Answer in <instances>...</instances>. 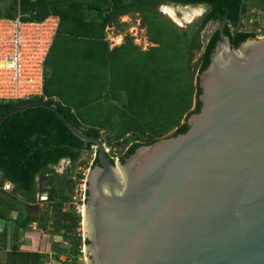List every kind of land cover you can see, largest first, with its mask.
Masks as SVG:
<instances>
[{"label":"water","instance_id":"95a60500","mask_svg":"<svg viewBox=\"0 0 264 264\" xmlns=\"http://www.w3.org/2000/svg\"><path fill=\"white\" fill-rule=\"evenodd\" d=\"M225 22L196 77L198 108L184 116L183 131L138 144L122 161L111 163L100 138L55 104L0 114L46 107L95 146L82 196L85 264H264V37L232 47Z\"/></svg>","mask_w":264,"mask_h":264},{"label":"trees","instance_id":"16d2710c","mask_svg":"<svg viewBox=\"0 0 264 264\" xmlns=\"http://www.w3.org/2000/svg\"><path fill=\"white\" fill-rule=\"evenodd\" d=\"M240 2L0 0V17L13 18L19 14L22 20L34 21L48 14L58 17L43 61L42 96L0 101V114L25 103L55 104L63 117L86 135L103 142L99 130L106 131L105 144L120 145L123 137H133L134 141L120 151L119 161H122L138 144L156 139L172 128L183 131L184 116L198 108L196 77L208 63L222 19H226L222 32L232 47L253 37L239 27L232 29L240 19ZM161 4H201L205 10L195 21L178 28L159 14L156 7ZM242 12L243 5L240 15ZM130 13L139 16L151 45L141 49L124 34L120 44L108 47L105 26L122 28L126 23L118 18ZM207 22H215L216 26L203 41L201 31ZM197 51V61L190 67L192 53ZM139 137L144 140L135 141ZM90 145V142L83 145L46 107H28L0 121V184L3 181L11 184L7 192L0 189V194L8 198H0V218L8 217L9 208L15 211L18 229H25L34 221L42 231L66 234L72 256L68 264H81L76 256L83 240L77 231L79 216L73 209L64 207L68 189L60 193L56 190L57 183L63 186L67 178L58 176L54 167L65 159L72 169L81 151ZM92 162H96V156ZM37 174L46 175L51 185L47 204L38 211L30 203ZM12 201L17 203V208ZM43 258V254L20 252L14 247L6 253V264H43Z\"/></svg>","mask_w":264,"mask_h":264},{"label":"built area","instance_id":"2783aa9c","mask_svg":"<svg viewBox=\"0 0 264 264\" xmlns=\"http://www.w3.org/2000/svg\"><path fill=\"white\" fill-rule=\"evenodd\" d=\"M57 21L58 17L54 14H48L38 21L22 20L19 14L13 18L0 17V101L42 96L43 61ZM136 25L139 26L138 20L135 26L127 27L129 35H137ZM238 27L239 30L251 33L253 38L264 37V0H244ZM107 30L113 35V25L105 26V31ZM124 34L126 33H114L113 36L123 37ZM109 40L113 39L109 37ZM136 40L140 42V39ZM88 149H91L88 165L68 175L73 184L66 203L79 216L80 228L84 179L96 153L94 145L91 144ZM103 149L112 160L114 156L118 158L120 155L111 145L103 143ZM66 164L65 160V166ZM0 189L7 192L11 189V184L3 181ZM45 198L41 195L38 200L43 201ZM79 251L85 256L83 245Z\"/></svg>","mask_w":264,"mask_h":264},{"label":"rangeland","instance_id":"374dc122","mask_svg":"<svg viewBox=\"0 0 264 264\" xmlns=\"http://www.w3.org/2000/svg\"><path fill=\"white\" fill-rule=\"evenodd\" d=\"M167 6L173 9L175 17L172 18L167 12L164 11L163 7H167ZM156 9H157V11L159 12V14L161 16L167 18L169 21H171L178 28H184L185 26L189 25L191 22L195 21L197 18L200 17L202 12L205 10V6L201 5V4H195V5L161 4V5H158L156 7ZM194 10H197V12L193 13ZM137 20L139 21V26H140L139 27L138 25H136V28H137L136 29V31H137L136 34L137 35H135V36L129 35L127 33V31H128L127 27L129 25L135 26ZM177 20H179V21H177ZM118 21L126 23V25H124L122 28H117L116 26L113 25V32L114 33H122V34L126 33V35L130 36L132 43L137 45V46H139V47H141V48H144V47H146L147 45L150 44V42L146 41L145 29L143 28L142 25H140L139 16L137 15V13H130V15L124 14L121 17L118 18ZM215 26H216L215 22H207L205 24V26L203 27V29L201 31V39L203 41L206 39V37L208 36L210 31ZM114 33H113V35H114ZM131 33H133V32H131ZM105 35L110 37V38H112L114 40V41L113 40H109L110 42H115V39H117V37L113 36L112 33H110L109 30L106 31ZM118 37H120V36H118ZM134 38L140 39V42H138V40H136V39L134 40ZM142 38L145 39V42H143ZM198 54H199L198 51L192 53L193 56L191 57V60H190V67L191 66L194 67V63H196V61H197ZM99 131L101 133V137L104 139L103 143H106L104 136L107 134V132L103 131V130H99ZM171 131H173V128L170 129L169 131H167L166 133H170ZM109 133H112V131H110ZM123 138H124L123 143H121L120 145L119 144H117V145L110 144L112 147H114V149L116 150L117 154L120 151H122L124 147H127V145H129L132 141H134L133 137H131V136H126V137H123ZM110 140H113V139H110ZM143 140H144V138L139 137L135 141L141 142ZM90 154H91V149L82 150L81 154H80V157L74 163V166L72 167V169H69L68 164H66V166H65V159L59 160L57 165L54 167L57 175L60 176L61 178L65 177V176L68 177L69 174H73L74 171L75 170L77 171L78 168L86 167L88 165V162H89L90 158H91ZM60 177H58L57 179L60 180ZM38 184L41 185V186L44 185L43 183L42 184L41 183H37L35 185V189L37 188L36 186H39ZM64 188H65L64 184L62 186L61 182L57 183L56 190H57L58 193L62 192V190ZM71 189L69 188L68 192L65 193L67 196L71 193V191H72ZM0 198H1V200L8 199L6 196H4L2 194H0ZM67 200L68 199L65 200L64 207L72 209V206L69 203H66ZM11 204H13V206H15L16 208L18 207L17 203H15V201H12ZM46 204H47V197H46L45 200L42 201L41 207L39 206V208H38V206H37L35 208V210H37V211L38 210H42L43 207H45ZM6 214H8V216L9 215L15 216V211L9 210V208H7ZM77 231H78V234L81 237V235H82V226H81V228L79 226L77 228ZM64 236H65L66 244H69L68 236L66 234ZM81 239H82V237H81ZM82 245L80 247H82ZM71 257L72 256L69 254V251L65 252V259L67 260V262H65V263H70V258ZM76 261L81 263V264H85V256L84 255L82 256L81 254H79L78 256H76Z\"/></svg>","mask_w":264,"mask_h":264},{"label":"crops","instance_id":"0c3cea01","mask_svg":"<svg viewBox=\"0 0 264 264\" xmlns=\"http://www.w3.org/2000/svg\"><path fill=\"white\" fill-rule=\"evenodd\" d=\"M105 34L104 39L107 41L108 47L118 45L123 41V37L116 36L117 39H115V42H110L109 37ZM142 40L145 42L144 38ZM146 47L140 48L145 49ZM32 200L30 202L31 204L33 203L38 208L39 206L41 207L42 201L38 200L36 189L32 195ZM9 216L6 219L0 218V264H6V253L14 247L20 252H37L43 254V264H68L65 263L67 262L65 252L69 251V244H66L65 240H55L53 237L54 234L42 231L35 225L34 221L28 224L25 229H18L14 222L15 216ZM60 236L65 239V236Z\"/></svg>","mask_w":264,"mask_h":264},{"label":"flooded vegetation","instance_id":"af4514ba","mask_svg":"<svg viewBox=\"0 0 264 264\" xmlns=\"http://www.w3.org/2000/svg\"><path fill=\"white\" fill-rule=\"evenodd\" d=\"M107 156V155H106ZM120 156V155H119ZM107 158H108V160L110 159L108 156H107ZM118 159V161H119V157L117 158ZM113 162H114V160H112ZM95 162H91V164H90V166H92L93 164H94ZM89 166V167H90ZM40 176H45L46 177V179H42L41 180V182H39V177ZM66 177V176H65ZM67 178V181L65 182V189H71L72 188V181H71V179L69 178V176L68 177H66ZM35 182H36V184L37 183H43L44 185H42V187H41V185H39V186H36L37 188H36V195H38V199H39V196H41V195H44V193H45V191L47 190V187H46V185H48L49 184V189H50V187H51V185H50V182H49V179L47 178V176L46 175H40V174H37V176L35 177ZM49 189H48V191H49ZM72 190V189H71ZM46 199V198H45Z\"/></svg>","mask_w":264,"mask_h":264},{"label":"bare ground","instance_id":"6f19581e","mask_svg":"<svg viewBox=\"0 0 264 264\" xmlns=\"http://www.w3.org/2000/svg\"><path fill=\"white\" fill-rule=\"evenodd\" d=\"M164 8V11L167 12L172 18L175 17L174 16V12H173V9L170 8V7H163ZM197 12V10H194L193 13ZM176 19V18H175ZM179 21V20H177Z\"/></svg>","mask_w":264,"mask_h":264}]
</instances>
